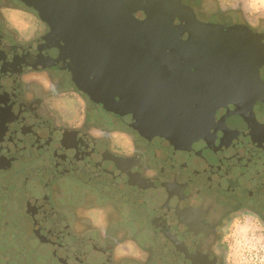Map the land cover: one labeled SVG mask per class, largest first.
I'll return each instance as SVG.
<instances>
[{
  "label": "flooded vegetation",
  "instance_id": "af4514ba",
  "mask_svg": "<svg viewBox=\"0 0 264 264\" xmlns=\"http://www.w3.org/2000/svg\"><path fill=\"white\" fill-rule=\"evenodd\" d=\"M15 1L0 7L39 18ZM201 2L183 0L201 21L248 27L243 14L205 12ZM39 21L35 41L49 30ZM0 37L9 49H30L35 61L14 72L0 59V264H220L213 249L229 214L250 208L264 217V139L234 131L221 115L207 127L177 113L178 125H163L108 110L76 85L68 62L39 67L56 49L18 45L2 15ZM29 67L46 71L57 88L33 83L27 93L21 77ZM66 89L88 104L79 131L58 126L40 99ZM88 128L104 138L92 139ZM127 137L132 155L123 154ZM89 216L107 223L105 236ZM129 240L145 260L115 258L114 246Z\"/></svg>",
  "mask_w": 264,
  "mask_h": 264
},
{
  "label": "water",
  "instance_id": "95a60500",
  "mask_svg": "<svg viewBox=\"0 0 264 264\" xmlns=\"http://www.w3.org/2000/svg\"><path fill=\"white\" fill-rule=\"evenodd\" d=\"M21 2L49 28L32 46L56 49L39 67L68 62L76 85L104 108L163 125H178L177 113L214 127L221 115L234 131L264 139V34L201 21L180 0ZM30 53L0 37V59L14 72L35 63Z\"/></svg>",
  "mask_w": 264,
  "mask_h": 264
},
{
  "label": "clouds",
  "instance_id": "9594fccd",
  "mask_svg": "<svg viewBox=\"0 0 264 264\" xmlns=\"http://www.w3.org/2000/svg\"><path fill=\"white\" fill-rule=\"evenodd\" d=\"M16 3L20 4L21 0H16ZM180 3L183 4V0H180ZM209 4L215 7L210 9ZM201 7L205 12L218 10L225 14H243L253 32L264 33V0H202ZM0 15L7 31L15 34V42L18 45L26 47L41 34L39 18L22 7H0ZM180 39L188 40L182 35ZM259 43L264 45V36H261ZM21 82L27 93L32 92L33 83L40 85L44 92L49 93L57 88L58 83L54 82V78L46 71L33 72L30 67L21 77ZM34 98L36 97L28 96L30 100ZM40 99L58 126L70 131L84 128L88 104L80 93L66 89L50 95L47 99L42 97ZM87 135L100 141L104 138L105 132L100 128H88ZM134 151L132 138L127 137L123 154L132 155ZM88 219L91 227L97 229L102 237L106 235L107 223L101 226L93 217L89 216ZM213 251L220 264H264V217L250 208L237 209L230 213L220 229L219 240ZM113 253L117 259H146V255L138 250V245L132 240L116 244Z\"/></svg>",
  "mask_w": 264,
  "mask_h": 264
},
{
  "label": "rangeland",
  "instance_id": "374dc122",
  "mask_svg": "<svg viewBox=\"0 0 264 264\" xmlns=\"http://www.w3.org/2000/svg\"><path fill=\"white\" fill-rule=\"evenodd\" d=\"M1 1H3V0H1ZM1 1H0V2H1ZM1 3H2V2H1ZM14 3H16V1H15ZM17 5H18V4H17ZM19 5H20V4H19Z\"/></svg>",
  "mask_w": 264,
  "mask_h": 264
}]
</instances>
